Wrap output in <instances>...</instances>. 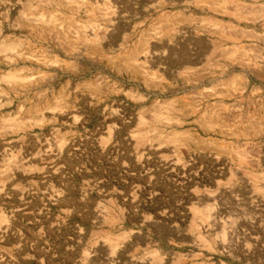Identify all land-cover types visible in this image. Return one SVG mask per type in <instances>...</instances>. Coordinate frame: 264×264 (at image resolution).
Listing matches in <instances>:
<instances>
[{"label": "rangeland", "instance_id": "rangeland-1", "mask_svg": "<svg viewBox=\"0 0 264 264\" xmlns=\"http://www.w3.org/2000/svg\"><path fill=\"white\" fill-rule=\"evenodd\" d=\"M0 264H264V0H0Z\"/></svg>", "mask_w": 264, "mask_h": 264}]
</instances>
